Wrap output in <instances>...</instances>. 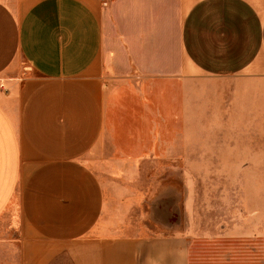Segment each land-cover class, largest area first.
<instances>
[{"label": "crops", "instance_id": "1", "mask_svg": "<svg viewBox=\"0 0 264 264\" xmlns=\"http://www.w3.org/2000/svg\"><path fill=\"white\" fill-rule=\"evenodd\" d=\"M262 96L264 0H0V264H190L119 201Z\"/></svg>", "mask_w": 264, "mask_h": 264}, {"label": "rangeland", "instance_id": "2", "mask_svg": "<svg viewBox=\"0 0 264 264\" xmlns=\"http://www.w3.org/2000/svg\"><path fill=\"white\" fill-rule=\"evenodd\" d=\"M243 85L235 88L260 89ZM235 100L222 123L206 98L202 128L191 120L189 160L159 161L156 177L135 179L145 193L119 201L139 229L189 235L190 264H264V96ZM155 217L171 224L155 226Z\"/></svg>", "mask_w": 264, "mask_h": 264}]
</instances>
